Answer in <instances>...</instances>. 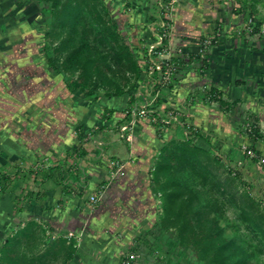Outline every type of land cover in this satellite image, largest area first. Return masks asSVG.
Here are the masks:
<instances>
[{
	"label": "crops",
	"instance_id": "obj_1",
	"mask_svg": "<svg viewBox=\"0 0 264 264\" xmlns=\"http://www.w3.org/2000/svg\"><path fill=\"white\" fill-rule=\"evenodd\" d=\"M157 1L117 0L123 33L142 63L141 85L132 95L79 101L51 84L49 74L40 75L33 93L21 89L38 104H22L13 95L11 104H0V233L38 219L63 241L72 230L84 232L88 243L97 236L93 218L103 206L124 218L125 231L139 229L158 213L151 173L161 147L188 137L232 166L264 204V164L241 148L250 142L264 157L263 140L243 130L255 121L264 137V40L239 35L242 18L224 14V0H179L170 43L173 55L183 49L184 59L173 82L153 90L142 45L155 38ZM221 23L229 26L222 30ZM209 36L215 41L200 54L201 41ZM205 87L216 98L208 97ZM146 102L152 111L137 114L136 107ZM92 194L99 196L95 204ZM122 228L116 227L115 239L124 244H113L119 252L134 243V234L126 237ZM91 241L79 253L80 264H93ZM105 263L113 262L100 264Z\"/></svg>",
	"mask_w": 264,
	"mask_h": 264
},
{
	"label": "rangeland",
	"instance_id": "obj_2",
	"mask_svg": "<svg viewBox=\"0 0 264 264\" xmlns=\"http://www.w3.org/2000/svg\"><path fill=\"white\" fill-rule=\"evenodd\" d=\"M223 4H226L224 14L235 13L242 18L239 35L248 32L257 37L255 40H264V0H224ZM117 7V0H0V104H11V95L22 104H38L21 89L29 87L33 93L32 87H37L42 76L49 74L53 75L51 84L70 91L79 101L99 100L105 94L132 95L141 85L140 62L124 36ZM225 26L229 25L220 24L222 30ZM205 91L212 93L207 88ZM262 136L260 142H264ZM221 168L219 174L226 177L228 171L223 164ZM207 175L210 176L173 161L172 166L162 169L151 180L152 188L158 189L177 178L197 194L193 203H187L184 196L172 205L192 217L190 225L181 215L171 212L163 222L164 213L158 212L152 222L125 231L124 218L109 214V210L116 209L103 206L93 218L97 236L91 239L95 252L92 263L100 264L105 259L119 264L125 252L138 249L141 257L136 264H206L208 249H217L232 240L233 246L223 252L230 255L229 263L238 262L250 253L244 264H264L262 232L241 217L229 195L218 189L216 178ZM226 186L233 192V184ZM244 188L247 192L243 193L254 197L248 183L238 175L235 190L241 193ZM158 197L161 198L160 194ZM257 200L264 209L263 202ZM202 205L208 207L207 215H196L189 209ZM180 224L184 226L181 236ZM116 227L122 228L126 237L134 234L131 238L134 243L125 244L120 252L113 247L114 241L123 243L115 239L120 232ZM6 233H0V264H80L79 261H84L80 251L92 243L85 241L84 232L72 230L64 234L63 241L56 232L43 228L38 219L28 220Z\"/></svg>",
	"mask_w": 264,
	"mask_h": 264
},
{
	"label": "trees",
	"instance_id": "obj_3",
	"mask_svg": "<svg viewBox=\"0 0 264 264\" xmlns=\"http://www.w3.org/2000/svg\"><path fill=\"white\" fill-rule=\"evenodd\" d=\"M55 4L57 5L58 2H56ZM119 24L121 25V22ZM139 65H140V70L142 72V63L140 62ZM210 89L213 92V89L212 88ZM215 94H217L216 91ZM213 98L216 97L214 96ZM254 123L257 122L254 121ZM254 131H255L254 139L256 141H260L259 139L260 136L262 135L260 134L261 131L259 126L255 128ZM252 147L257 151V154L259 155L260 150L256 149L254 144H252ZM173 161H179L181 164L185 166H189L195 170H200L201 175L204 174L205 177H209L210 175L207 174H211L212 177L216 178V184L220 192L224 195L225 193L229 195L230 199L239 209L241 217L246 222H249L253 226V228L262 232L264 237V209H262L261 203L253 196H251L249 193H243L247 189L245 188L240 189L241 193H238V191L235 190V183H236V179L238 178V173L236 171L233 172L234 170H232L229 167V164L225 160H223L218 155L211 154V152L205 149L204 147L195 144L190 139V137L185 138L183 140L169 141L167 144L161 147L157 155L151 173V180L155 175H157L158 172L162 171V169L172 166ZM222 164L225 166L226 170L228 171V175L226 177H222L219 174L222 169L221 168ZM228 183L234 185L233 192L227 190L226 184ZM153 192L156 194V196L160 194L161 201L160 204L157 206V209L158 212H161L160 213L161 215H163L164 213L162 217L163 222L165 221L166 216L169 215V213L171 212L174 213L175 215H181V217L187 224L189 225L192 224V217H188L186 214H183L182 209L177 210L175 207L172 206L178 201V199H181L184 196H186L187 198V203L194 202V200L197 198V194L193 192L190 189V187L182 183L179 179L172 178L168 182L164 183L163 186H159L158 189L154 188ZM189 209L194 211V214L196 215L199 214L207 215L209 212V209L206 205H202L198 209H192V208ZM175 226L177 225L175 224ZM183 230H184V226L180 224L178 226L179 236H181ZM5 243H7V241H5ZM233 244L234 242L232 240H228L225 243L219 245L217 249H212V250L208 249L205 256L206 264H231L228 261L230 255H225L223 254V252L225 248H229L233 246ZM248 255H250V253L249 254L246 253V255L244 254L242 256L243 259H240L238 262H235L233 264H244V260H245L244 258H246V256Z\"/></svg>",
	"mask_w": 264,
	"mask_h": 264
},
{
	"label": "built area",
	"instance_id": "obj_4",
	"mask_svg": "<svg viewBox=\"0 0 264 264\" xmlns=\"http://www.w3.org/2000/svg\"><path fill=\"white\" fill-rule=\"evenodd\" d=\"M179 0H158L157 1V14L156 19L152 24L156 27L155 38L153 41L149 42L147 45H142L145 52V71L148 77L152 81L151 88H155L160 85H168L173 82L174 77L176 76L178 69L180 67L181 61L184 59L183 49L179 48L176 55H173L170 43V37L173 30V18L172 12L173 7ZM247 26H250L246 23ZM251 27H248L250 29ZM221 33V29L217 31V35ZM215 37H206L201 41L199 46V53L204 54L214 43ZM206 88V87H205ZM210 88L207 87V90ZM211 90V89H210ZM214 94L209 92L208 97H213ZM137 114L145 115L151 112V103L146 102L139 107H136ZM136 113V112H134ZM173 111L169 112V116L172 117ZM257 123L254 121H247L244 124V132L255 138L254 129L257 128ZM261 131V130H260ZM242 150L245 155L252 161L264 163V158L259 157L257 151L252 147L250 142H245L241 145ZM118 162H116L117 164ZM229 167L234 170L232 166ZM235 172V170L233 171ZM159 196V195H158ZM157 196V204H160V198ZM99 196L92 194L89 197V200L92 204L97 203ZM72 232H70V235ZM70 235H68L70 237ZM141 257L139 250H131L124 253L120 258L119 264H136L138 259Z\"/></svg>",
	"mask_w": 264,
	"mask_h": 264
}]
</instances>
